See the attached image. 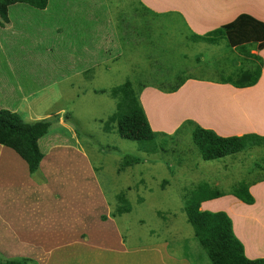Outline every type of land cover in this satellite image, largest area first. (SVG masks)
<instances>
[{
	"label": "rangeland",
	"instance_id": "rangeland-1",
	"mask_svg": "<svg viewBox=\"0 0 264 264\" xmlns=\"http://www.w3.org/2000/svg\"><path fill=\"white\" fill-rule=\"evenodd\" d=\"M62 1L63 7L59 9V13L49 14V19L45 16V23L32 21L29 14L22 9H26L27 5H18L9 12L11 27L6 29L12 31L0 30V79L12 83L14 88L19 85L24 90H36L43 86L48 88L47 94L46 91L40 93L44 95L45 102L41 98L33 100V113L26 114L23 121H32L31 119L49 113L50 117L45 119L52 120L53 123L44 137L51 132H60V127L74 129L75 134L70 139V145L84 153L90 166L93 164L92 167H95L96 175L93 176L110 212H115L117 195L125 194L131 207L130 212L117 215L113 219L107 210H98V222L101 227L105 225L104 229L109 237L116 232L117 240H124L126 246L137 249L166 242L167 250L173 256L186 254L198 264H210L187 220L184 212L185 201L201 184H208L211 188L229 193L233 187L243 182L262 179L264 146L246 148L234 155L205 161L192 139L194 125H198L192 119L184 120L171 135L157 132L155 141L160 146L156 149L151 148L148 143L121 138L115 125L105 132L103 123L117 110L113 89L126 82H131L139 93L146 87H154L165 94L173 93L174 91H170L171 85L185 78L234 77L241 71L252 68L253 63L238 56V50L231 51L225 39H196L179 14L156 15L147 12L138 0ZM50 6L53 9V3ZM90 7L94 8L91 14V32L98 34L97 38H93L92 47L94 51L98 47L99 60L105 61V64H99L95 70L85 71L81 68L75 74L78 57L85 53L86 47L81 45L80 36L76 38L73 34L80 27L78 19L83 22L89 20ZM32 16L40 17L41 12L35 10ZM54 24H58L60 30ZM81 26L82 29L90 27L85 24ZM65 75H68L66 79L63 78ZM141 85L144 87L140 88ZM249 96L250 92L246 98L240 100L241 105L230 107L229 113L247 119L254 107L246 104L247 101H252L253 94ZM194 100L210 106L204 96L193 98V106ZM36 101L37 105H34ZM20 102L19 99L17 107ZM28 102L29 100L23 103V109ZM159 103L156 105L158 109L150 114L153 125H161L164 123V116L174 115L177 109L168 102L160 103V107ZM211 104V107L216 108L212 111L216 115L219 112L218 104ZM259 112L257 108L249 116L253 117ZM128 155L139 157L141 163L124 167L117 172L124 157ZM42 159L39 166L49 177V187L52 190L51 207L58 213L60 225L63 222L62 227L68 231L66 215L71 214L69 211L73 209V205L93 206L92 195L99 194L95 192L97 190L91 180H85L83 175L76 172L85 169L86 161L83 157L68 154L63 147H56ZM38 176H41L39 170L36 174ZM70 179L81 185V191L77 190L75 193L76 190L70 186ZM35 180L40 181V178ZM93 209L96 208L93 206ZM102 216L107 221L101 222ZM79 220L81 222L76 220L72 223L77 233L74 241H78L79 245L68 240L69 245L76 246L71 252L58 251L57 244L60 241H56V238L63 235L61 231L50 235L53 226L58 224L55 216L53 218L49 215L47 220L40 221L45 224V228L50 227V232L41 236V239L49 242L52 251L46 254V258L48 255L52 256L48 264H61L64 260L75 264L79 262L75 257L87 252V247L82 245L101 241L100 236H90L92 229L88 218L82 215ZM37 224L40 225L39 222ZM117 240L115 248L118 247ZM24 241V236L14 238L12 244L0 238V264L12 258L30 260L32 254H38L32 249L36 250L40 244L39 239H34L35 244H30L29 248L23 249L19 244L16 249L17 242ZM142 252H147V249ZM90 255L91 253L87 254ZM92 257L94 256L90 259ZM99 258L91 261L99 262L103 259L102 251ZM27 264H31L30 261ZM116 264H122L121 259Z\"/></svg>",
	"mask_w": 264,
	"mask_h": 264
},
{
	"label": "crops",
	"instance_id": "crops-1",
	"mask_svg": "<svg viewBox=\"0 0 264 264\" xmlns=\"http://www.w3.org/2000/svg\"><path fill=\"white\" fill-rule=\"evenodd\" d=\"M138 1L146 11L156 15H164L165 13L179 14L184 20L185 25L191 35L204 36L206 33L216 29L217 27L231 22L237 15L241 13L249 14L264 22V0ZM57 2H54V6H57L59 9L62 8L63 1L58 0ZM93 9L94 8L91 9V7L89 8L90 11L88 21L83 22L80 19L77 20L80 23L79 28H82V24L88 26L91 24V27L84 29L87 30V32L85 31L86 34H83L79 39L86 47V50L84 51L85 53L83 55L79 57L76 56L78 57L79 63L75 74H77L81 68H83L85 71L89 69L95 70V67L99 66V64H105V61L100 62L99 60V53L97 51L98 47H95V51L92 47L93 38L98 37V34L94 35L93 32H91L93 23L91 22V14L94 12ZM56 13H59V10L56 9ZM49 14L53 13H48L47 7L42 11L40 17L33 18L32 14H29V16L34 22L45 23L46 18L49 19ZM54 26L60 30V26L58 24H54ZM1 31H8V29L4 28V30ZM73 35L74 37L77 36L76 33ZM95 44L97 46V43ZM230 49L233 52L238 50L235 48ZM247 50L250 52V54L260 56L262 59L261 74L257 82L251 86L236 87L231 83H226L223 81L220 82L217 79L189 77L173 93L165 94L154 87H146L143 89L139 95V98L152 131L158 133L164 132L171 135L184 120L192 119L199 126L205 129H211L217 135L222 137L241 136L248 133L264 136V111H262V108H264V49L257 51L253 47L247 46ZM240 52L238 56L251 61V59L246 55L242 56V53ZM93 53L95 55H93ZM2 55L6 58V55ZM67 77L68 75H65L63 78L66 79ZM0 87L13 88V91L15 90V93L18 95V99H20L21 102L17 109L11 110L20 111L25 118L26 114L29 115L33 113L31 109V102L33 100L41 98L43 103L45 102L44 95L40 93H43L48 89L46 86H43L41 88H45L44 90L41 88L36 90H24L19 85L18 88L14 89L13 84H9L7 82L1 83ZM249 92L250 96L253 94L251 98L252 101H247L246 104L254 105L251 111H255L257 108H259V114H254L252 117L249 116L251 112L250 111L247 116L248 118L245 119L239 118L237 114L229 113L230 107H233V105L237 104L241 105L242 103L240 100L246 98L249 95ZM45 94H47V91ZM199 96H204L210 106H205L206 104H203L197 100H194L195 106L191 105L193 98ZM28 100L29 104H25V109H21L20 107L24 105L23 103L27 102ZM47 100L49 101L50 99L47 98ZM159 102H168L170 106H175L177 109L174 115L167 114L164 116V123L162 122L161 125H153L150 119V114L155 109H158L156 105ZM211 103L218 104L217 107H219V112H216V115L212 113V111H215L214 109L216 108L211 107ZM259 104H261V107H259ZM34 105H37V101ZM27 106L29 108H27ZM35 109L37 110V108ZM235 109H237V107ZM48 117H50L49 113L42 115L41 117L31 119L32 121L29 122L45 119ZM158 120L160 121V119ZM60 128L61 130L58 133H62L64 135H59L56 132H51V134L56 133L58 137L69 139H71V137L75 134L74 129H66L63 127ZM63 149H65L68 154L81 156L85 159V169L77 170L76 172L83 175L85 180H91L95 185L94 187L97 190L95 192H97L99 195H92L94 196L92 199L94 204L92 205L96 209H93V206L91 205H89L90 207H87V204L79 205L77 207H74L75 205H73V209L69 211L71 214L66 215V219L69 223V230L66 231V229L62 227L63 222L60 225L58 213L51 207L50 195L52 190H50L49 187L50 183L48 180V175L41 169V166H39V172L41 173V176L37 177L40 178V181H36V177L30 175L27 163L12 149L0 145V238L6 240L8 244H12L14 243V238L16 239L19 236H24L25 241L22 243L17 242L16 249H18L19 244L22 245L23 249L25 247L29 248L30 244L32 246L35 244L33 243L34 239H39L40 244L36 250L32 249V251L38 254H32L33 257L31 256L30 260L28 258L26 259H28L31 264H48L52 259V256L50 257L48 255V258H46V254H50L49 252L52 251L50 250L51 248L49 246V242H45L43 239H41V236L44 233L47 234L50 232V227L45 228V224L40 221L47 220L49 215H51L53 218L55 216L57 219L56 222L58 224L53 226L50 235L53 236L54 232L58 233L61 231L63 235H60L59 239L56 238V241H60L57 244L59 246L58 251L70 250L71 252V250H75L76 246L69 245L70 243L68 244V240L73 244H78V241H74L77 239V233L74 229L75 226L72 225V223L76 220L77 222H81L79 219H82L83 215L85 218L90 220L88 221L89 226L92 229L90 236H100L102 239L99 241V243L82 245L83 247H87V252L75 257V259H79V262H75V264H116L118 259H121L122 264H190L188 260H185L182 257L173 256L172 252L167 250L166 242H157L156 244H150L137 249L136 247H127L124 245L123 241L117 240L118 237L116 236V232L112 237H109L107 230L104 229L105 225L101 227V223L98 222V217L100 216L98 215L99 208L103 209L104 211L107 210L108 213V206L104 197L102 196V191L100 192L99 190L100 188L97 184L95 176H93L94 173L87 161L85 154L78 152L69 144H64ZM59 150L60 149H58V151ZM44 157L45 156L43 155V158ZM69 183H71V188L76 190L75 193L77 190L78 192L81 191L79 187L81 185L75 182L74 179H70ZM249 191L255 200L251 205L243 203L230 194H226L219 198L202 202L200 209L212 212H226L232 221V227L235 236L244 246L245 255L250 259L264 258V181L251 185ZM222 203L225 205H222ZM107 213L104 215L108 219V215H106ZM107 219H101V222H105ZM37 222H39L40 225H36ZM85 226L88 229L87 225ZM88 234L86 233V235ZM61 237L64 239H61ZM115 240L118 241L117 248L114 247L116 242ZM142 249H147V252H142ZM100 251H102L103 259H101L99 262L91 261L94 259H100ZM90 253L91 255L87 256V254ZM81 256H84V258ZM91 256L94 257L90 259ZM61 264H71V262H65L64 260V262Z\"/></svg>",
	"mask_w": 264,
	"mask_h": 264
},
{
	"label": "trees",
	"instance_id": "trees-1",
	"mask_svg": "<svg viewBox=\"0 0 264 264\" xmlns=\"http://www.w3.org/2000/svg\"><path fill=\"white\" fill-rule=\"evenodd\" d=\"M51 3H53V9L50 6ZM21 4L27 5L26 9L22 8L27 14L35 13V10L42 13L47 7L48 13L52 12L54 14L56 9L59 10L57 6H54L55 3L52 0H0V30H4L8 26L11 27L9 12ZM30 8L35 10H30ZM85 31L87 32V30L77 28L75 32L77 34L76 38L86 34ZM195 38L201 41L206 39L214 41L223 38L228 47L238 49L239 52L241 51L240 53L250 58L254 64L252 68L245 69L234 77H221L217 80L231 83L236 87L251 86L257 82L261 74L262 59L260 56L250 54L247 46H251L257 51L264 49L263 21L249 14L241 13L231 22L217 27L204 36L195 35ZM185 80L186 78L171 85L172 89L170 91H176ZM3 82L5 80L0 79V84ZM139 87L143 88L144 86L141 85ZM99 92H103V90H99ZM112 92L117 99V110L104 121L103 130L108 132L112 129V125H115L116 132L121 138L148 143L154 149L159 147L160 145L155 141L157 132L152 131L139 99L141 92L139 93V91L134 89L131 82H126L114 88ZM18 102V95L15 90L13 91V88L0 87V145L15 151L27 163L30 175L36 177L43 155L45 156L53 148L64 147V144L70 145L71 141L69 138L58 137L56 133L44 137L50 130L49 128L52 126L53 121L48 119L33 122L23 121L25 117L20 111L11 110L18 108ZM20 108L22 109V106ZM58 134L62 135L61 133ZM192 139L199 149L201 158L205 161L234 155L246 148L264 146V136L248 133L241 136L222 137L213 130L202 128L199 125H194ZM141 161L136 156H125L117 172L123 170L124 167L137 165ZM92 165L91 168L94 173L96 169ZM257 169H259V166H257ZM261 181H264V177L254 182H243L233 187L229 193L211 188L208 184H201L186 199L184 212L193 229L194 237L205 250L210 264H264V258L250 259L245 255L244 246L235 236L232 221L226 212H212L200 209L202 202L216 199L226 194H230L243 203L251 205L254 203V197L250 193L249 188L251 185ZM116 205L115 212L109 211V215L113 219L117 215L128 213L131 210L124 193L117 195ZM102 219L105 220L106 218L102 216ZM123 243H125L124 240ZM179 257L189 259L190 264H198L196 260L194 262L186 254L179 255ZM27 262L28 259L26 258H12L5 260L2 264H27Z\"/></svg>",
	"mask_w": 264,
	"mask_h": 264
}]
</instances>
